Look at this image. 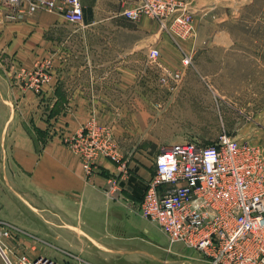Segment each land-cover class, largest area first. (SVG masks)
<instances>
[{"label": "crops", "instance_id": "0c3cea01", "mask_svg": "<svg viewBox=\"0 0 264 264\" xmlns=\"http://www.w3.org/2000/svg\"><path fill=\"white\" fill-rule=\"evenodd\" d=\"M137 2L126 0L123 9ZM63 17L0 6V191L6 193L8 221L81 257L91 248L101 257L98 264L103 259L106 264H161L156 251L161 240L153 230H162L139 210L156 159L153 167L138 155L126 157L122 168L124 163L98 157L89 175L66 141L96 117L100 124L114 126L121 149L137 148L130 131L118 130L120 120L111 111L117 87L135 82L133 52L123 47L118 59L110 48H93L87 51L88 63L83 60L82 67L73 68V56L61 51L68 41L58 34ZM261 25L260 36L231 37L219 29L213 38H204L200 31L186 42L192 56L191 83L204 85L191 88L196 106L207 98L218 111L258 110L256 118L264 120V22ZM39 67L49 69L51 77L36 93L21 75ZM258 141L264 147V138ZM114 176L121 189L110 197L106 191ZM40 255L46 256H30Z\"/></svg>", "mask_w": 264, "mask_h": 264}, {"label": "built area", "instance_id": "2783aa9c", "mask_svg": "<svg viewBox=\"0 0 264 264\" xmlns=\"http://www.w3.org/2000/svg\"><path fill=\"white\" fill-rule=\"evenodd\" d=\"M2 5L28 15L62 14L75 24L85 20L84 0H0ZM122 14L131 22L150 16L161 30H167L183 54L182 67H165L160 80L179 82L184 68L192 65L183 41L196 37L198 30L191 1L139 0ZM148 51L152 61L161 56L154 46ZM27 75L32 89L41 93L50 74L37 68ZM66 141L89 175L100 156L121 162L119 146L106 127L84 125ZM155 167L139 210L170 243L201 253L206 264H264V149L260 144L226 132L209 145L170 143L161 148ZM120 182L116 176L110 178L106 191L110 197L120 191ZM3 235L9 232L0 231ZM0 253L6 264H66L43 255L10 257L1 241Z\"/></svg>", "mask_w": 264, "mask_h": 264}, {"label": "rangeland", "instance_id": "374dc122", "mask_svg": "<svg viewBox=\"0 0 264 264\" xmlns=\"http://www.w3.org/2000/svg\"><path fill=\"white\" fill-rule=\"evenodd\" d=\"M124 1L126 0H84L85 8L90 9V12L85 13L84 22L75 24L63 17L64 24L58 32L60 35L68 36V41L62 45L61 51H65V54L71 58L73 56L74 62L71 63L73 68L82 67L83 60L88 63V56L91 53L87 51L93 48L100 50L110 48L112 50L110 54L120 59L124 55L123 47H131L135 82L128 88L117 87L111 111L120 120L118 130L122 134L123 131H126L125 133L130 131V136L134 139L133 145H137V148L121 149L119 145L121 163H124L120 167L127 166L123 162L126 157L133 158L136 155L154 167V159L157 158L161 148L167 144L192 141L209 145L225 132L239 140H249L260 144L258 138H264V120L256 118L258 110L229 109L222 112L209 105L207 98L200 106L193 103L191 88L193 86L194 89L195 85H203V83L196 80V84L191 83L190 66L184 68L185 72L183 71V77L179 82L171 81L164 84L160 80L165 67L171 70L182 67L180 62L178 65V58L180 54L182 58L183 54L177 49L167 30H161L158 22L150 16H143L141 20L134 22L127 20L122 14ZM189 1L193 6L197 28L199 27L197 33L201 31L204 38H213L214 35H218L219 29L226 30L231 37L263 34L261 23L264 22V0ZM88 18H90L89 21ZM256 21L257 24H254ZM189 40L183 41L185 50L186 42ZM151 46L158 48L161 52V56L156 61L148 57ZM39 68L46 73L49 72L50 79L49 69ZM21 76L26 78V84L32 89L27 72L23 70ZM32 90L35 91V89ZM204 93H206L205 90ZM85 125L106 127L115 140L113 125L100 124L96 117ZM261 147L264 149L263 146ZM99 158L109 159L110 157ZM110 159L116 163L115 160ZM140 165L143 166V164ZM5 196L6 193L0 191V231H8L9 235L0 237V241L10 257H13L15 253L27 252L32 256L41 253L66 264H98L100 262L101 257L97 256L91 248L85 249V254L83 253L81 257L79 253L68 252L55 240L40 241L39 238L33 237V234L19 230L16 225L8 221V201ZM153 232L161 240L158 243L161 249L158 251L156 248L157 253L162 255L161 264H206L201 253L181 244L170 243L166 235L158 229H154ZM79 241L81 243V240ZM149 262L160 264L151 260ZM0 264H6L1 253ZM102 264H106L104 259Z\"/></svg>", "mask_w": 264, "mask_h": 264}]
</instances>
